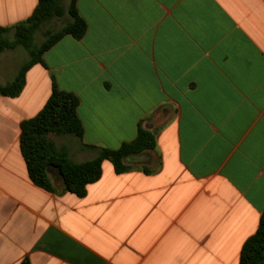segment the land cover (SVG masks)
<instances>
[{"label": "crops", "instance_id": "obj_1", "mask_svg": "<svg viewBox=\"0 0 264 264\" xmlns=\"http://www.w3.org/2000/svg\"><path fill=\"white\" fill-rule=\"evenodd\" d=\"M38 2L0 0V26L26 21ZM77 8L84 38L64 37L18 97L0 95V264H240L264 212V0ZM19 49L0 56V86L28 61ZM52 77L80 100L82 141L52 139L74 163L118 150L140 126L156 149L122 174L104 161L83 198L55 171L57 192L36 186L21 124L45 107Z\"/></svg>", "mask_w": 264, "mask_h": 264}, {"label": "trees", "instance_id": "obj_2", "mask_svg": "<svg viewBox=\"0 0 264 264\" xmlns=\"http://www.w3.org/2000/svg\"><path fill=\"white\" fill-rule=\"evenodd\" d=\"M64 1L39 0L33 14L26 21L11 27L0 26V56L18 48L29 56L15 79L0 86V95L18 97L26 85L28 71L36 64L44 65L43 55L64 37L71 36L76 40L84 38L87 23L78 11L79 0H69L67 5ZM55 19H64V25L56 31H47L44 41L38 45V33ZM52 78V93L43 110L21 124L20 149L29 178L36 186L48 192H57L50 177V172L55 171L62 178L64 193L83 198L87 187L102 177L104 161H109L116 173L122 174L131 169L128 159L156 149L155 134L140 126L136 139L122 144L118 150L100 149L95 159L74 163L67 150L58 149L49 136L74 137L82 141L84 128L78 116L80 100L75 94L62 91L55 77ZM22 264L29 262L24 261ZM240 264H264V212L257 232L242 248Z\"/></svg>", "mask_w": 264, "mask_h": 264}, {"label": "rangeland", "instance_id": "obj_3", "mask_svg": "<svg viewBox=\"0 0 264 264\" xmlns=\"http://www.w3.org/2000/svg\"><path fill=\"white\" fill-rule=\"evenodd\" d=\"M69 0H65L64 3L67 5ZM65 20L64 19H55L52 22L48 23L45 27L42 28V30L37 35V44L40 45L44 41V34L49 30H58L64 25ZM22 54H26L25 51L22 49H19ZM51 139L56 138L54 135L49 136ZM67 137V136H62ZM57 139V138H56Z\"/></svg>", "mask_w": 264, "mask_h": 264}]
</instances>
